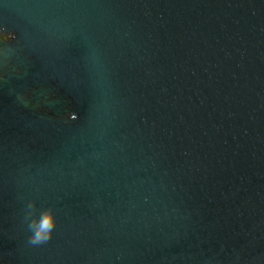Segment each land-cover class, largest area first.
Wrapping results in <instances>:
<instances>
[{
  "label": "water",
  "instance_id": "1",
  "mask_svg": "<svg viewBox=\"0 0 264 264\" xmlns=\"http://www.w3.org/2000/svg\"><path fill=\"white\" fill-rule=\"evenodd\" d=\"M0 27V264H264V0H0Z\"/></svg>",
  "mask_w": 264,
  "mask_h": 264
},
{
  "label": "clouds",
  "instance_id": "2",
  "mask_svg": "<svg viewBox=\"0 0 264 264\" xmlns=\"http://www.w3.org/2000/svg\"><path fill=\"white\" fill-rule=\"evenodd\" d=\"M14 38V33L8 32L6 27H0V42L10 43ZM70 119H77L76 114H70ZM25 213L24 222L31 233L27 243L30 246L46 244L52 238L53 230L57 225L55 208L49 206L37 215L36 201L31 200L27 203Z\"/></svg>",
  "mask_w": 264,
  "mask_h": 264
}]
</instances>
